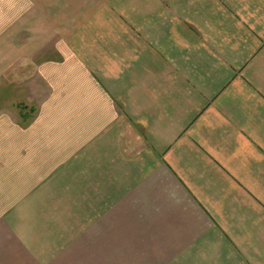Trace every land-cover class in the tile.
<instances>
[{"label":"crops","instance_id":"crops-1","mask_svg":"<svg viewBox=\"0 0 264 264\" xmlns=\"http://www.w3.org/2000/svg\"><path fill=\"white\" fill-rule=\"evenodd\" d=\"M0 264H264V0H0Z\"/></svg>","mask_w":264,"mask_h":264}]
</instances>
